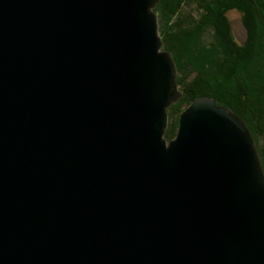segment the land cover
<instances>
[{
	"label": "water",
	"instance_id": "1",
	"mask_svg": "<svg viewBox=\"0 0 264 264\" xmlns=\"http://www.w3.org/2000/svg\"><path fill=\"white\" fill-rule=\"evenodd\" d=\"M157 0H0V264H264L249 130L179 96Z\"/></svg>",
	"mask_w": 264,
	"mask_h": 264
},
{
	"label": "trees",
	"instance_id": "2",
	"mask_svg": "<svg viewBox=\"0 0 264 264\" xmlns=\"http://www.w3.org/2000/svg\"><path fill=\"white\" fill-rule=\"evenodd\" d=\"M190 5L194 7V14L183 11ZM233 9L241 11L243 25L248 23V16L254 19L261 33L260 37L257 36L258 45L245 48L246 41L242 44L236 42L228 21L222 23L221 29H215L209 21ZM152 11L161 49L170 53L175 83L180 92L176 103L166 108L163 138L167 141L175 135L178 116L194 97H210L239 116L247 126L264 176V0H157ZM211 29L213 37H217L215 42L205 40L206 30ZM200 45L205 51L201 60L207 57L206 49L214 46L210 56L216 58V73L209 74L192 59ZM245 49L251 50V54ZM248 57L253 59L251 66L246 65ZM234 66L237 70L246 67L247 71L252 67L253 71L250 69L246 76L235 75ZM191 67H195V71Z\"/></svg>",
	"mask_w": 264,
	"mask_h": 264
},
{
	"label": "rangeland",
	"instance_id": "3",
	"mask_svg": "<svg viewBox=\"0 0 264 264\" xmlns=\"http://www.w3.org/2000/svg\"><path fill=\"white\" fill-rule=\"evenodd\" d=\"M183 11L184 12H190L191 14L195 13L193 5L184 7ZM241 18H242L241 11L237 10V9H233V10L227 11L226 13H222L221 16H218L215 19H213L214 21H211V19H209V21L212 22L213 26H215V29L216 28L221 29L222 23L224 21H228L229 24H230V27H231V30H232V33H233V36H234L236 42L239 43V44H242L243 42L246 41L245 48H247V46H253V45L256 46V45H258L257 36L260 37L261 33H260L259 28H257V25L254 22V19H252L251 16H248L246 18L248 23L246 25H243L242 22H241ZM206 31H207V33H206L207 35L205 36V40L214 41L215 42L214 39H216L217 37H215V36L213 37L214 31L212 29L211 30H206ZM247 34H248V37L246 36ZM160 48H161V46H160ZM213 50H214V46H211V48L206 49V53H207L206 54L207 55L206 58H210L211 57L210 53H211V51L213 52ZM245 52H248V51L245 49ZM248 54H251V50H249ZM204 55H205L204 48H202V45H200V46L197 47L195 55H193L192 59L195 60V61L197 60L198 61L197 63L199 65V67L200 66L204 67V69L206 71H208L209 74L216 73L215 70H214V68H215L214 67V63L216 61V58H214L213 55H212V57L210 59H208V60L206 58L204 60H201V58ZM250 57H252V55ZM250 57H248L249 60H248V63L246 64L247 66H251V65L254 64L253 59H250ZM198 65L196 67H198ZM217 65H219V61H217ZM257 66H261V64H258ZM239 68L243 69V71L240 70ZM251 68H249V70L247 71L246 69H248V68H246V67H238V70H237V67L234 66L233 73L235 75L246 76ZM191 69L195 71V67H191ZM251 71H253V69H251ZM178 93H179V96L176 99V101L180 98V92L178 91ZM176 101L173 102V103H170L169 105L176 103ZM166 121H167V118H166Z\"/></svg>",
	"mask_w": 264,
	"mask_h": 264
}]
</instances>
